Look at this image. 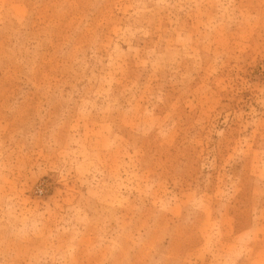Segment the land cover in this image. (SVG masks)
<instances>
[{"label":"rangeland","instance_id":"374dc122","mask_svg":"<svg viewBox=\"0 0 264 264\" xmlns=\"http://www.w3.org/2000/svg\"><path fill=\"white\" fill-rule=\"evenodd\" d=\"M0 264H264V0H0Z\"/></svg>","mask_w":264,"mask_h":264}]
</instances>
